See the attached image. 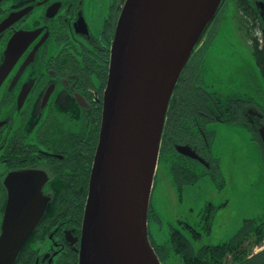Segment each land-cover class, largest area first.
Returning <instances> with one entry per match:
<instances>
[{"label": "flooded vegetation", "instance_id": "af4514ba", "mask_svg": "<svg viewBox=\"0 0 264 264\" xmlns=\"http://www.w3.org/2000/svg\"><path fill=\"white\" fill-rule=\"evenodd\" d=\"M124 1L0 0V233L9 175L28 170L29 182L22 184L29 185L30 193L33 186L41 188L35 228L14 259L0 256V264H78L111 42ZM221 9V19L236 22L251 47L264 46V0H223ZM19 47L23 49L16 54ZM191 70L189 83L199 87L198 68L192 65L185 73ZM230 100L243 99L223 100L218 117L210 92L203 104L200 97L180 99L188 106L190 123L187 129L178 127L180 136L174 135L163 155L173 152L182 166L174 187L179 202L184 190L205 175L219 191L227 188L222 201H208L199 211L201 219L208 217L207 228L202 227L206 232L212 233L215 223L233 231L218 243L232 240L233 246L247 250L242 258L230 254L224 264H264V106L252 100L245 115L237 103L229 105ZM228 122L243 124L254 147L247 163L222 168L208 150L215 134L212 125ZM164 131L165 140L169 137ZM182 146L191 153L179 151ZM158 169L157 164L155 177ZM234 181L240 187L236 198L228 190ZM181 220L180 230L199 233L191 222Z\"/></svg>", "mask_w": 264, "mask_h": 264}, {"label": "water", "instance_id": "95a60500", "mask_svg": "<svg viewBox=\"0 0 264 264\" xmlns=\"http://www.w3.org/2000/svg\"><path fill=\"white\" fill-rule=\"evenodd\" d=\"M222 2L124 1L111 42L78 264H162L149 239L148 213L166 112L185 65ZM175 73L164 93V82ZM262 137L264 142V132ZM178 150L191 153L186 146ZM29 178L26 170L6 179L1 257L14 259L38 222L41 188L33 186L30 193L29 185L22 184Z\"/></svg>", "mask_w": 264, "mask_h": 264}, {"label": "rangeland", "instance_id": "374dc122", "mask_svg": "<svg viewBox=\"0 0 264 264\" xmlns=\"http://www.w3.org/2000/svg\"><path fill=\"white\" fill-rule=\"evenodd\" d=\"M203 38L202 48L196 53L201 62L198 85L218 96L221 101L228 98L254 100L264 106V84L258 65L251 45L237 30L236 22H226L219 18L218 22L211 23ZM228 123L212 125L215 134L208 150L222 168L228 163H247V153L252 152L254 147L243 124ZM157 175L151 194V214L156 218L149 220V230L155 241L165 242L169 237L170 227L179 226L178 219L187 220L200 229V237L193 241L195 247L218 243L232 236V230H225L217 223L213 225L212 233L206 232L202 229L204 221L199 216V211L208 201L216 204L225 198L226 187L219 191L216 182L210 184L208 175H205L184 190L183 201L179 202L167 170L161 169L159 165ZM230 185L232 187H228L229 194L234 193V198L238 197L240 187L235 181ZM231 207L232 205L228 208ZM172 264H179L176 257Z\"/></svg>", "mask_w": 264, "mask_h": 264}, {"label": "trees", "instance_id": "16d2710c", "mask_svg": "<svg viewBox=\"0 0 264 264\" xmlns=\"http://www.w3.org/2000/svg\"><path fill=\"white\" fill-rule=\"evenodd\" d=\"M222 15V9L219 8L216 16L214 17V20L212 22H218L219 18H221ZM211 26V24H210ZM209 26V27H210ZM208 27V28H209ZM204 38L200 40L199 44L196 46V48L193 51V54H196L198 51L201 50ZM252 53L255 56V62L258 65L259 72L261 79L264 83V46L259 47L257 44H253L252 46ZM191 59V58H190ZM190 59L188 60L187 64L185 65L182 73L184 74L186 71V68L190 66H196V69L201 65L200 60H195L190 62ZM195 69V68H194ZM194 71H187L188 73V80L185 82L184 77L187 76V73L184 75L182 74L180 82H182L181 85H175V88L172 92L168 109L166 112V118L165 123L167 121V126L164 123V128L162 132L161 142L159 148V153L162 152V154H159L158 157V163L162 168L166 169L168 172V175L170 177L172 185L175 187V182L178 180V172L181 170L182 166H180V162L178 160L173 159V152H168L167 155H163L164 152L172 146V143L175 141V136H180V133H177L178 127H183L184 129H187V126H189L190 121L188 120V111H187V105L180 102V99L187 101L188 99L192 102L194 99L200 97L202 99V104L205 101V97L208 96V91L204 90L202 87H196L191 85L189 83L190 78L192 77V73ZM190 74V75H189ZM180 78V77H179ZM179 80V79H178ZM185 82V83H184ZM178 92H180V96L178 95ZM186 93V94H182ZM212 97L214 98V105L218 108L217 112H214L215 116L222 117L221 113H219V110L222 109L224 105V101L220 100V98L216 95L212 94ZM198 100V99H197ZM195 100V101H197ZM252 100H241L237 102L236 100H230L229 105H233L234 103H237L239 105V108L243 113L246 115L247 110L252 109ZM196 104V102H194ZM193 104V106H194ZM166 128V133L169 138L162 139L164 136V129ZM162 150V151H160ZM158 175L155 177V182ZM83 203L81 204L80 211L82 210ZM152 208L150 204L149 213H148V223L150 218L155 220V216L152 214ZM182 221V220H181ZM204 225L203 228H207L208 225V217L205 216L203 218ZM186 223H189L185 220ZM179 225V224H178ZM205 228V229H206ZM186 231V232H185ZM180 230L178 227L171 226L169 229V237L165 242H157L151 237L150 230L148 228V235L150 242L157 253L159 260L162 264H172V260H174V257H176L179 261V264H224L225 262H228L230 260L229 255H233V258H242L246 253L247 250H241L235 246L232 245V240H228L222 243L218 244H202L201 246L195 247L193 241H195L197 238L200 237V234L197 232H191V230L185 229ZM264 235L261 236V238Z\"/></svg>", "mask_w": 264, "mask_h": 264}, {"label": "bare ground", "instance_id": "6f19581e", "mask_svg": "<svg viewBox=\"0 0 264 264\" xmlns=\"http://www.w3.org/2000/svg\"><path fill=\"white\" fill-rule=\"evenodd\" d=\"M201 26H202V23H200V25L197 26V28H196V30H195V32H194V36H197L198 32L200 31ZM184 57H185V53H184V55H183V58H184ZM175 76H176V73L173 74V75H170V76L168 77V79L164 82V84H163V86H162V91H163L164 93H168V92H169V90H170V88H171V86H172V83H173V81H174Z\"/></svg>", "mask_w": 264, "mask_h": 264}]
</instances>
